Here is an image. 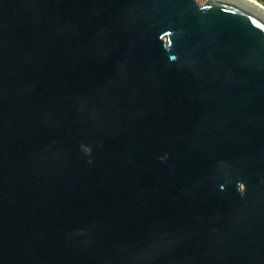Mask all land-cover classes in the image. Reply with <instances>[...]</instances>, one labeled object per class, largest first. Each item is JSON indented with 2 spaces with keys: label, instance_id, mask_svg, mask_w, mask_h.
Returning <instances> with one entry per match:
<instances>
[{
  "label": "water",
  "instance_id": "obj_1",
  "mask_svg": "<svg viewBox=\"0 0 264 264\" xmlns=\"http://www.w3.org/2000/svg\"><path fill=\"white\" fill-rule=\"evenodd\" d=\"M0 264H264V11L0 0Z\"/></svg>",
  "mask_w": 264,
  "mask_h": 264
},
{
  "label": "bare ground",
  "instance_id": "obj_2",
  "mask_svg": "<svg viewBox=\"0 0 264 264\" xmlns=\"http://www.w3.org/2000/svg\"><path fill=\"white\" fill-rule=\"evenodd\" d=\"M245 1L251 2L253 5L264 11V5L258 2L257 0H245Z\"/></svg>",
  "mask_w": 264,
  "mask_h": 264
},
{
  "label": "rangeland",
  "instance_id": "obj_3",
  "mask_svg": "<svg viewBox=\"0 0 264 264\" xmlns=\"http://www.w3.org/2000/svg\"><path fill=\"white\" fill-rule=\"evenodd\" d=\"M199 1V3H201V4H204V3H206V2H208V1H210V0H198ZM264 1V0H263Z\"/></svg>",
  "mask_w": 264,
  "mask_h": 264
},
{
  "label": "trees",
  "instance_id": "obj_4",
  "mask_svg": "<svg viewBox=\"0 0 264 264\" xmlns=\"http://www.w3.org/2000/svg\"><path fill=\"white\" fill-rule=\"evenodd\" d=\"M257 1L264 5V1L263 0H257Z\"/></svg>",
  "mask_w": 264,
  "mask_h": 264
}]
</instances>
